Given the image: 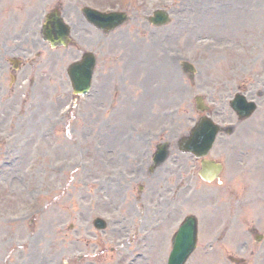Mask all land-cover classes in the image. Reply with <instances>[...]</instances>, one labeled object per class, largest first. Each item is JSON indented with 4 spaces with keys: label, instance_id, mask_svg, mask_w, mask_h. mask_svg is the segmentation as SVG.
I'll return each mask as SVG.
<instances>
[{
    "label": "rangeland",
    "instance_id": "rangeland-1",
    "mask_svg": "<svg viewBox=\"0 0 264 264\" xmlns=\"http://www.w3.org/2000/svg\"><path fill=\"white\" fill-rule=\"evenodd\" d=\"M211 2L230 3L231 11L218 17L222 22L215 23L213 18L214 24L198 28L199 33L191 35L195 29H187L185 26L187 21L181 17L194 19V12H187V8L203 12L200 6H206ZM175 5L173 17L179 18L178 26L175 28L171 24L174 34L166 41L163 40L164 43L159 41L154 45L157 49L153 59L154 63L159 64L155 70L156 73L165 71L168 78L169 74L175 73L176 70L167 68L169 53L176 54V57L178 53H181L190 58L196 69L195 77L198 78L196 82L194 79L189 80L187 76L184 80L181 79L184 83L182 92L186 111L192 112L195 94L204 92L206 101L215 103L224 97L231 96L239 88L258 105L254 115L235 124L231 144L226 149L233 153V160L236 158L234 152L250 153L251 166L248 174L247 196L249 202L240 209L233 232L220 243L219 252L211 257L202 256V260H196L193 264H264V239L257 244L253 239H249L251 247L247 252L240 247L241 240L245 239L242 223H246V219L249 220V226L253 229L264 232V202L261 201L264 198V0H174L171 7ZM191 22L195 23V20ZM131 36L136 41L135 36ZM171 38L178 39V42L171 44ZM135 47L138 50L135 53H140V45ZM140 59L143 58H139L138 55V63ZM56 65L57 71L53 70L56 77L42 75L40 87L34 89L33 97L27 100L26 96L28 103H32L30 106L26 103L24 108L20 106L26 100L21 98V93H18L15 98L7 95L4 107L0 110V152L8 151L10 146L13 148L11 152H14L12 157L14 162L11 161L9 165H5L0 156V252H3L1 243L6 240L11 243L5 253L6 264H49L50 262V264H61L58 255L56 256L60 244L58 250L54 248L55 239L60 241L70 229H73L69 232L70 235L80 234L76 223L71 221L69 216L72 209L76 208L71 204L75 202V196H81V199L85 195L93 194V185L102 175H112L111 181L115 183V175L121 174V192L116 194L114 187L107 189L106 198L101 204H97L98 207L95 209L98 214H105L114 228L110 235L104 237L106 249L103 252V263L111 264L110 258L120 255L119 248L122 245L117 244L119 238L126 232L134 231L129 221L132 213L136 216L139 208L151 202H154L157 208L163 206L162 202L157 201L159 200L157 194H161L162 191L157 187H152V191L145 200L136 202L137 192L133 189V183L128 184L130 172L128 167L120 171L113 162L120 158L119 149H124L130 144L129 128H136L144 135L138 139L139 143L136 146L138 149L144 146V143L141 144L143 139L149 137L148 130L163 123L164 114L154 116L157 111L150 109L149 93H146L144 89L137 97L128 86L114 92L111 86L105 85L106 87L102 90L103 95L92 100L95 107L91 106L92 108L90 107L87 111L86 105L83 108L81 105L72 122L59 123L60 121L58 122L54 116L64 105L58 96V92L64 90L61 87L64 82L58 80V78L61 79L58 72L61 68L60 59L57 60ZM48 66L52 64L48 62L45 67ZM155 80H157L156 76ZM163 82L168 91L172 90L171 84L175 87L181 85V82L174 77ZM149 88L152 89L151 85ZM111 93L115 95L113 104L119 102V105H123L121 109L124 106L127 107V111L121 115L122 118L107 112H104V115L101 114V103L109 98ZM134 99L141 100L138 102L137 109L128 108V102ZM34 100L35 105H33ZM217 105L220 111L224 107L221 103ZM37 106H39L38 111H34ZM224 118L229 119L227 121H234L233 117L232 119L226 116ZM220 119L224 120L223 117ZM87 123L92 128L97 126L99 134L86 128L83 133L77 132L74 136L71 135V127L73 134L78 124L87 127ZM40 128H42L41 135L38 134ZM43 128L48 129V132L55 130L58 134L57 142L42 138L48 135ZM6 136L9 137L5 138ZM7 141L9 143L6 144ZM19 142H24L20 148L17 147ZM55 144L58 147H55ZM108 152H112V156ZM116 153L117 156L113 157ZM30 158H33L31 160L35 161V165L31 166ZM108 161L112 162V165ZM56 163H58L57 172L53 170V165ZM255 163L257 164L253 166ZM260 164L261 168L258 167ZM236 169L237 166L228 165L224 174L226 182L233 181L228 178L229 176L235 177V182L238 181L239 177L234 173ZM34 201L38 202L37 207L41 210L32 222L26 219L24 227L20 224L21 220L17 221L15 226L7 225L6 217L9 214L22 215ZM76 203L80 206L81 200ZM209 203L207 202V205ZM118 207L123 208L120 214L116 212ZM90 210H94V204H91ZM139 219L143 220L138 224L140 231H150L151 225L158 220L150 212H144ZM55 223L58 226H55ZM168 232L165 226V239ZM27 233H29V240L26 239ZM228 240L230 245L227 244ZM134 242L133 239L132 245ZM110 246L117 247L118 254L110 252ZM229 255L241 261L231 263L228 260ZM142 264H156V258L153 257L151 263Z\"/></svg>",
    "mask_w": 264,
    "mask_h": 264
},
{
    "label": "bare ground",
    "instance_id": "bare-ground-1",
    "mask_svg": "<svg viewBox=\"0 0 264 264\" xmlns=\"http://www.w3.org/2000/svg\"><path fill=\"white\" fill-rule=\"evenodd\" d=\"M226 11H227V9L224 8V7H222V12L225 13ZM209 17H211V15H209V14H202V15H200V16L198 17V19H200V20H201V23H203V21H204L205 19L209 18Z\"/></svg>",
    "mask_w": 264,
    "mask_h": 264
}]
</instances>
